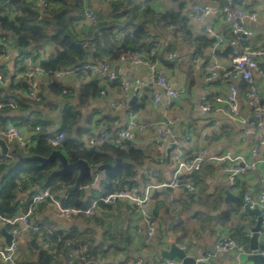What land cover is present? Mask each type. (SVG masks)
<instances>
[{
	"label": "crops",
	"instance_id": "crops-1",
	"mask_svg": "<svg viewBox=\"0 0 264 264\" xmlns=\"http://www.w3.org/2000/svg\"><path fill=\"white\" fill-rule=\"evenodd\" d=\"M86 1L96 14L106 15L110 10L106 0ZM146 1L157 11L178 12L182 17L187 18V31L193 38L207 35L214 38L215 42L219 40L217 45L214 42L212 46L205 48L202 56L194 54V41L192 37H185L183 31L176 37L171 35L168 40L157 42L158 47L155 49L161 51L157 55L151 53V56L155 58L152 61L156 62L160 73L178 93V97L171 105H167V98L164 95L154 102L155 89L146 85L150 75L147 65H136L117 60L111 64L113 71L126 80H138L140 84L137 88L128 91L127 94H122L118 86H110L107 82L100 80L96 73L71 76L62 81V85L67 89L66 96L54 98L58 102V108L53 112L44 113L43 117L52 121L53 129L56 130L59 127L60 115L64 106L72 104L82 115L81 125L87 127L86 133L92 131L98 133L107 130L108 127L110 128L108 131L125 128L128 123L127 113L132 111L137 126L131 142L140 147L146 156L141 165L134 167V180L136 181L134 185L141 189L149 181V171L158 173L157 177L152 178L155 182H167L171 179L175 167L171 163L173 160L171 155L175 152H179L184 157H191L200 149L205 150L207 155H220L228 152L231 155H241L246 161L251 162V150L258 147V139L254 133L245 135L242 132L243 126L249 125L253 120L252 108L246 103L247 83L243 80L232 81L238 90V113L231 116L227 112L226 104L214 102L215 96H223L227 93L229 81L220 78L207 80L201 71L202 65L210 61L213 54L223 68L229 66L230 52L224 55V51L230 47L228 40L231 38V21L222 12L224 5L219 4L220 0H141V3ZM227 1L233 9L240 8L256 14L254 21L248 18L243 21L244 26L252 32L245 44L247 48L264 49V0H241L240 3L234 5H232L233 0ZM195 4L210 5L212 11L203 19H195L190 15V10ZM130 5L131 3L127 7ZM127 7L123 11H127ZM128 17L129 12L126 17L121 18L120 22ZM90 26L92 24L85 18L75 24L79 34L85 33ZM0 34L2 35L1 31ZM14 51H17L16 47L7 44L6 52L0 51V62L3 70H7V85L10 82L9 77L14 75L15 79L21 81L23 85L21 89L24 91L27 83L18 71L21 67L14 57ZM50 53V44H44L38 49V55L34 60L40 61L48 57ZM167 53H174L175 56L165 62L169 59ZM143 56L145 57V54ZM37 78L41 85L45 86V78L42 75H38ZM93 81H98L106 93L88 99L82 98L83 86ZM253 82L257 94H260L264 87V79L253 75ZM134 96L136 98L132 99ZM204 96L213 106L206 113L200 110V103ZM61 100L64 101L63 106H61ZM263 102L262 97L256 100L258 104ZM134 105L136 109L133 108ZM168 120L173 121L170 125L172 136L162 138L158 133V128L164 129ZM19 128L25 134L32 133L25 126ZM86 133L82 135V139ZM187 136H190L189 143L185 142ZM0 139L4 140L7 151L16 144L15 140L2 132H0ZM172 143L175 144V148L168 158L167 149ZM0 152H2L1 149ZM258 159L260 162L257 166L241 174L234 186L228 184L226 174L219 165L206 161L201 169L196 171V177L199 180L196 181L197 193L194 196H184L180 189H157L156 192L160 194L159 199L163 200V204L157 209L156 231L152 237H147L144 232L138 231V227L143 225V213L125 201L100 205L98 212L88 221L79 217H64L57 213L51 204L40 207L43 202H48L43 201L37 204L31 221L46 225L53 224L55 228L64 233L73 229L88 230L95 246L103 252L102 255H98L97 261L93 264H98L102 259L112 264H136L138 258L150 264H164L165 260L171 259H175V264H181L177 257L166 258L163 254L169 250L172 236L176 237L175 242L178 245L188 242V253L196 255V259L201 256L205 257L209 253L210 256L204 260L208 264H264V261L255 262L251 258L253 253L250 247L252 231L249 227L255 225L258 220L259 209L248 205L252 210L258 209L257 215L243 212L242 207L232 199L240 197L243 201V193L247 189H249L252 201L257 199L262 187L261 177L264 173V151L261 148L258 150ZM94 175L96 179L105 178H102V172H95ZM87 190L89 191L88 187ZM226 191L229 192L230 198L228 199H225L228 197ZM28 194L30 193L26 195ZM170 195L174 197V203H169ZM148 207L144 210H148ZM1 229L8 234L10 232L7 227L0 224V242L6 243ZM18 229L19 232L15 235L19 244L17 258H19L20 247L25 245L29 236V231L23 230L21 226H18ZM257 233L256 243L259 257H264L261 254V249H263L262 226ZM217 236L232 238L241 250L237 248L228 251L217 250L215 246ZM195 245L198 246L197 249ZM26 257L33 256L29 253ZM90 263L91 261L86 264ZM67 264L71 263L67 262Z\"/></svg>",
	"mask_w": 264,
	"mask_h": 264
},
{
	"label": "trees",
	"instance_id": "trees-1",
	"mask_svg": "<svg viewBox=\"0 0 264 264\" xmlns=\"http://www.w3.org/2000/svg\"><path fill=\"white\" fill-rule=\"evenodd\" d=\"M123 1L125 3L121 0L108 1L109 12L106 15L96 14L97 22L88 27L85 33L79 34L75 24L84 18L83 0H50L51 5L45 13L39 11L36 0H0V28L13 33L16 46L8 35L3 36L8 40L9 45L15 46L20 51L21 55L29 54L35 58L41 46L50 44L51 53L40 60V65L52 70L89 61L98 62L104 58L112 64L129 50L145 54L146 59L152 61L155 58L151 53L157 55L161 51L155 49L154 43L168 40L171 35L176 37L182 31L185 37H192L195 55L202 56L205 48L215 42L214 38L207 35L193 38L187 31V18L182 17L180 13L160 12L147 1L141 3V0H135V26L130 25L123 30L115 28L102 30L93 40H88L87 38L91 37L93 30L98 26L120 22L128 15L123 9L131 3V0ZM240 2L241 0H233L232 5ZM5 7L17 9L20 13L5 14ZM33 51H36L35 54ZM229 52L230 47L225 49L224 55ZM0 67L3 70V65ZM18 71L22 72L23 69L19 68ZM3 74L6 77V69L3 70ZM9 81L7 87H0V125L4 127L8 123H13L18 127L25 126L33 133L36 141L24 147L14 144L7 153L0 152V215L15 214L18 199L34 193L35 188H49L65 206L86 208L95 194L113 192L123 184H136L134 167L141 165L146 156L135 143L123 142V146L111 143L86 146L82 135L88 129L81 125L82 115L72 104L64 106L56 130L53 129V122L43 117L44 113L53 112L58 108V102L54 98L66 96L63 92L65 86L61 82L54 80L45 86L42 84L39 91L41 99L35 101L16 92L23 85L14 75L9 77ZM107 83L112 87L118 86L117 80ZM101 89L103 88L99 82L93 81L83 86L81 97L92 98L99 95ZM10 98L18 101L17 107L9 105ZM133 108L136 109V106L134 105ZM107 130L110 128L108 127ZM59 132L63 133L62 141L56 146L51 145L48 138ZM52 150H59L68 162L82 159L92 168L102 163L113 164L115 158H120L122 163L117 171L100 180L96 188L92 186L96 179L94 172L83 177L79 187L70 191L69 188L76 181V172L67 176L53 175L52 172L60 167L57 158L47 163L37 160L19 162L20 157L32 155L47 157ZM186 176L195 183L199 180L196 175ZM156 190L152 192L154 217L157 216V209L163 204ZM27 193L30 194L26 195ZM49 204V201L43 202L40 207ZM93 216L85 217L80 214L70 218L79 217L88 221ZM37 224L39 230L29 231L25 245L19 249V258H17L19 264H67V262L86 264L89 261L93 264L97 261L98 255L103 254L95 246L88 230L73 229L64 233L53 224L46 225L41 222ZM40 239L50 245L49 250L42 248ZM29 253L33 257L27 258L26 254Z\"/></svg>",
	"mask_w": 264,
	"mask_h": 264
},
{
	"label": "built area",
	"instance_id": "built-area-1",
	"mask_svg": "<svg viewBox=\"0 0 264 264\" xmlns=\"http://www.w3.org/2000/svg\"><path fill=\"white\" fill-rule=\"evenodd\" d=\"M36 2L41 13H45L51 5L50 0H36ZM211 11L212 8L210 5L195 4L190 10V15L195 19H203L207 17ZM222 12L231 21V38L228 40V44L230 46L229 66L227 68H223L217 57L213 54L210 61L205 62L202 65L201 71L207 80L220 78L222 80L229 81L227 93L223 96H215L214 102L217 104H226L227 112L231 116L238 113V90L232 81L243 80L247 83L248 91L246 94V103L252 108L253 120L249 125L243 126L242 132L245 135L253 133L257 135L258 147L251 150L252 161L248 162L243 158V156L231 155L228 152L220 155H207L203 149L197 150L191 157H184L179 152H175L171 155L173 161L175 162V167L173 175L169 181L155 182L152 178L157 177L158 173L149 171V181L142 189L135 185L123 184L119 189L113 192L107 194H96L86 208L65 206L54 195V193L50 191L49 188H36L34 193L18 199L17 212L15 214L0 215V224L7 227L8 231L12 235V239L8 244L0 242V264H19L17 259L19 244L15 239V235L19 232L18 226H21V228L26 231H38L39 225L31 221V216L34 213L37 204L43 201H49L57 213L64 217L78 216L80 214H83L85 217H90L98 212L100 205H109L117 201H125L142 211L143 225L142 227H138V231L144 232L147 237H152L156 231V221L152 213L154 205V200L152 198L153 190L166 188L180 189L184 196H194L197 193V185L194 180L186 175L192 171H199L203 163L206 161L219 165L222 171L226 174L228 184L231 186L235 185L236 179L241 174L254 169L257 166L258 162H260V159H258V150L261 148L264 151V102L262 104H258L256 103V100L258 97H262L264 101V87L260 91V94H257L253 82V75H257L261 79H264V49L247 48L245 44L252 32L244 26L243 21L246 18L254 21L256 19V14L254 12H247L240 8L233 9L230 6H224L222 8ZM4 13L8 15H16L20 13V11L5 7ZM83 15L84 18L92 25L97 22L96 13L87 5L86 0H83ZM3 35L4 34H0V51L5 53L7 50L8 40ZM218 43L219 40H216L214 44L217 45ZM154 46L157 48L158 43H154ZM174 56V53H167V57L169 59L174 58ZM14 57L18 61L19 67L23 69L21 75L27 83L24 91L22 89H18L16 92L21 93L35 101H40L41 99L39 95L41 83L37 78L38 75H42L45 78L44 83L47 85L54 80L62 83L63 80L71 76H84L88 73H96L97 77L104 82L117 80L118 90L122 94H127L128 91L137 88L140 84L138 80L129 81L119 77L111 68V63L105 58L98 62L89 61L52 70L42 67L40 65V61H35L34 56L32 55H21L19 51H14ZM119 61L136 65L145 64L149 67L150 75L146 85L152 88L154 87L155 89L153 93L154 102H157L160 99V96L164 95L167 98V105H171V103L178 97L177 91L160 73L156 62L148 60L143 55L131 50L122 54ZM0 65H2L1 62ZM7 83L8 78L4 76L3 70L0 67V87L6 86ZM66 91V88L63 89V92ZM105 93L106 90L104 88L101 89L100 94L104 95ZM8 103L11 107H17L18 105V101L15 98H10ZM212 108L213 106L209 99L205 96L202 97L200 110L206 113ZM127 120V126L122 129L115 131L103 130L98 133L93 131L87 132L83 139L85 145L93 146L103 143H111L116 146H123V142H125V140H132L134 138V129L137 126L132 111L127 113ZM172 122V120H168L164 125V129L158 128V133L162 138L172 136L170 131V125ZM0 132L15 140L16 144L20 147H24L28 144H34L36 141L33 137V133L25 134L13 123H8L4 127L0 125ZM63 137V133H55L48 138V142L51 145L56 146L62 141ZM185 142H190V136L186 137ZM261 180L262 187L257 199L252 201L249 189H247L243 193V201L245 204L249 206H257L259 209L263 232V249H261V254L264 255V173L262 174ZM174 200V197L170 195L168 199L169 203H174ZM145 207H148L151 210H144ZM39 242L43 249H50V245L43 239H40ZM180 246L182 249L185 248L184 245ZM215 246L219 251H228L234 248L241 250L232 238L226 236H217ZM195 247L196 249L198 248L197 245H195ZM209 256V253H207V256L198 257L197 260L204 261ZM98 264L112 263L103 261L102 259L99 260ZM136 264L150 263L138 258L136 260ZM164 264H175V259L165 260Z\"/></svg>",
	"mask_w": 264,
	"mask_h": 264
},
{
	"label": "water",
	"instance_id": "water-1",
	"mask_svg": "<svg viewBox=\"0 0 264 264\" xmlns=\"http://www.w3.org/2000/svg\"><path fill=\"white\" fill-rule=\"evenodd\" d=\"M219 4L224 5V6H229L227 0H220ZM135 6H136V2L134 0H131V5L129 7H127V11L129 12V17L126 20H124L123 22H110L108 24L98 26L97 28H95L93 30L91 37H89L87 39L93 40L95 38L96 34L102 30L112 29V28H115L117 30H123L127 26H130V25L135 26L136 25V22L134 21V8H135ZM0 31L2 34L8 35L11 38L12 43L16 46L15 38H14V35L11 31H5L3 29H0ZM17 51H19V50L17 49ZM134 98H136V97L135 96L132 97V99H134ZM63 105H64V101L61 100V106H63ZM125 142L131 143V140L127 139V140H125ZM174 148H175V144L172 143L169 146V148L167 149V157L168 158H169L170 152ZM0 149L3 153L8 152L7 146L4 142V140H2V139H0ZM54 158L58 159V161L60 163V167L52 172L53 175L67 176V175H70L74 172L77 173L76 181H75L74 185L69 188L70 191L78 188L82 178L87 176V175H91L93 171L94 172H102V178H104L108 174H111V173H114L115 171H117L120 168L121 163H122L120 158H115L114 164L102 163V164H99V165L95 166L94 168H92L89 164H87L82 159H78L74 162H68L66 157L59 150H52L51 153L47 157H41L38 155H32L29 157H20L19 162L22 160H37V161H40L42 163H47V162H51ZM171 163L173 165H175V162L173 160H171ZM191 174L197 175V173L195 171H192ZM99 181H100V179H95L93 186L96 187L99 184ZM166 189L171 190L170 188H166ZM226 193H227L228 197H226L225 199L230 198L229 192L226 191ZM232 199L235 200L240 207H242L243 212H248V213H252L254 215H257L258 209H254V210L250 209L248 207V205L245 204L244 201H242L240 199V197H235ZM249 228L252 231V235L250 237V241H251L250 247H251V250H253V253L251 255V258L255 262H257L259 260L264 261V257H259L258 244L256 243V238L258 236L257 232L259 230H261V217L259 216L255 225L250 226ZM1 231L5 235V238H6L5 242L8 244L10 242V240L12 239V235L8 234L4 229H1ZM175 240H176V237L172 236V242L170 243L169 250L165 251L163 253L166 258L177 257L180 260L181 264H208L205 261H198L196 259V255L188 253V250H187L189 248L188 242L183 244L185 248L182 249L181 246L175 242Z\"/></svg>",
	"mask_w": 264,
	"mask_h": 264
},
{
	"label": "rangeland",
	"instance_id": "rangeland-1",
	"mask_svg": "<svg viewBox=\"0 0 264 264\" xmlns=\"http://www.w3.org/2000/svg\"><path fill=\"white\" fill-rule=\"evenodd\" d=\"M139 2H140V1H139ZM95 195H96V194H95ZM95 195H94V196H95ZM94 196H93V197H94Z\"/></svg>",
	"mask_w": 264,
	"mask_h": 264
}]
</instances>
